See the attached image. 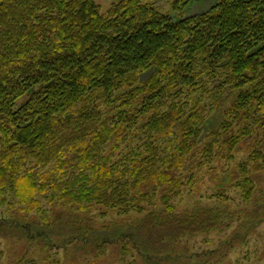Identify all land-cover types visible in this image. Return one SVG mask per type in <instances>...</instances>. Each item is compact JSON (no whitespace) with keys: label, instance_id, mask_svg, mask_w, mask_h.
Wrapping results in <instances>:
<instances>
[{"label":"trees","instance_id":"trees-1","mask_svg":"<svg viewBox=\"0 0 264 264\" xmlns=\"http://www.w3.org/2000/svg\"><path fill=\"white\" fill-rule=\"evenodd\" d=\"M190 2L176 0L173 15L154 0H114L107 11L96 0H0V207L15 199L46 214V194L145 214L123 234L150 250L236 221L241 238L264 221V0L186 15ZM218 77L229 103L207 127L203 96L226 102L209 83ZM238 151L246 159L220 173ZM208 174L214 203L178 210L175 199ZM230 184L252 201L239 218ZM157 197L162 207L150 210Z\"/></svg>","mask_w":264,"mask_h":264},{"label":"rangeland","instance_id":"rangeland-1","mask_svg":"<svg viewBox=\"0 0 264 264\" xmlns=\"http://www.w3.org/2000/svg\"><path fill=\"white\" fill-rule=\"evenodd\" d=\"M96 1L103 11H107L114 2ZM175 1L154 0V3L174 15ZM217 1L191 0L184 10L185 14L205 11ZM149 75L146 73L144 78ZM220 79L213 78L209 83L211 88H224L222 99L227 95L226 102L221 99L222 105H219L214 96H203L204 105L201 107H206L204 114L208 120L207 127H212L224 118L225 106L229 103L231 89L226 83L221 87ZM210 108L213 109L211 113L208 112ZM246 156V152L238 151L236 158L227 164L220 161L218 171L222 173V170L237 169V162L246 159ZM260 176L261 182L257 186L264 196V173H260ZM209 178V174L206 175L198 188L190 192L188 190L183 197L175 199L178 210L214 203V200L208 199V195L215 191L216 184ZM224 189L231 196L226 204L235 211L236 218L243 215V210L251 209L252 201H246L239 189L231 184L224 186ZM39 199L46 214L37 210H24L15 199H10L12 205L0 207V224L6 223L5 227L0 228V247L3 250L1 264H15L21 260L24 264H264V221L247 235L245 230H240L238 236L241 238L233 236L238 226L236 221L227 230L196 238L181 237L174 243L168 242V247L159 244L156 245L157 249L150 250L146 244L135 245L127 238L128 233L123 234L124 231L136 229L134 227L139 223L138 219L144 218L145 214L119 215L101 206H94L91 210L69 207L52 202L46 194L39 195ZM218 203L223 204L225 201ZM161 207L162 202L157 197L155 205H150L149 209Z\"/></svg>","mask_w":264,"mask_h":264}]
</instances>
